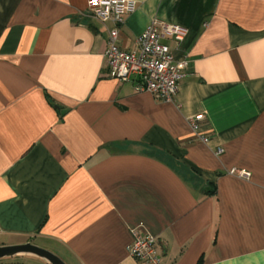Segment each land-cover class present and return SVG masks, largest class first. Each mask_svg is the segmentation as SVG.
Instances as JSON below:
<instances>
[{
  "label": "crops",
  "instance_id": "crops-1",
  "mask_svg": "<svg viewBox=\"0 0 264 264\" xmlns=\"http://www.w3.org/2000/svg\"><path fill=\"white\" fill-rule=\"evenodd\" d=\"M130 1L120 49L154 20L187 31L170 102L109 77L87 0H0V247L143 264L140 229L162 264H264V0Z\"/></svg>",
  "mask_w": 264,
  "mask_h": 264
},
{
  "label": "built area",
  "instance_id": "built-area-1",
  "mask_svg": "<svg viewBox=\"0 0 264 264\" xmlns=\"http://www.w3.org/2000/svg\"><path fill=\"white\" fill-rule=\"evenodd\" d=\"M135 2L130 0H87L85 13L107 29V42L104 52L109 77L120 83H127L131 78L137 79L136 92H146L158 101L170 102L178 92V82L188 67L186 58L175 59L167 40L181 42L186 36V29L154 20L135 41L131 52L120 49L117 45L119 28L125 18L135 10ZM201 115L194 117L190 123L201 120ZM207 144L210 139L199 137ZM222 149L215 154L221 155ZM228 174L248 181L250 174L243 170H230ZM131 243L127 248L130 258L143 264H162L157 239L140 229L130 230Z\"/></svg>",
  "mask_w": 264,
  "mask_h": 264
},
{
  "label": "water",
  "instance_id": "water-1",
  "mask_svg": "<svg viewBox=\"0 0 264 264\" xmlns=\"http://www.w3.org/2000/svg\"><path fill=\"white\" fill-rule=\"evenodd\" d=\"M21 255L36 257L47 264H65L55 254L31 243L0 247V260Z\"/></svg>",
  "mask_w": 264,
  "mask_h": 264
},
{
  "label": "snow or ice",
  "instance_id": "snow-or-ice-1",
  "mask_svg": "<svg viewBox=\"0 0 264 264\" xmlns=\"http://www.w3.org/2000/svg\"><path fill=\"white\" fill-rule=\"evenodd\" d=\"M92 2L95 4L97 2V0H92Z\"/></svg>",
  "mask_w": 264,
  "mask_h": 264
}]
</instances>
